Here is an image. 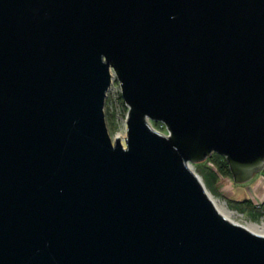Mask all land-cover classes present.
Wrapping results in <instances>:
<instances>
[{"label": "water", "instance_id": "obj_1", "mask_svg": "<svg viewBox=\"0 0 264 264\" xmlns=\"http://www.w3.org/2000/svg\"><path fill=\"white\" fill-rule=\"evenodd\" d=\"M213 154L264 169V0H0V264H264L191 170Z\"/></svg>", "mask_w": 264, "mask_h": 264}, {"label": "rangeland", "instance_id": "obj_2", "mask_svg": "<svg viewBox=\"0 0 264 264\" xmlns=\"http://www.w3.org/2000/svg\"><path fill=\"white\" fill-rule=\"evenodd\" d=\"M111 75H112V82L106 93V97L104 100V107H103L104 118H105L107 132L111 141L114 143L117 137H121V139L119 140L121 144L125 147L124 140L126 138V120H127L128 110L125 107L122 99L120 101L121 98L120 87L115 79V75L113 71H111ZM153 128L161 133L165 132L164 129H160V128L157 129L155 127ZM200 169L213 170V171L214 169L212 163H210L209 161L193 164L191 166V170L199 178H201L204 184L201 173L199 172ZM262 172H264V169ZM204 186L207 189V191L218 201L219 204H224L226 208H228V210L232 212V218L234 219L235 222H238L240 224H248V223L261 224L262 222H264V208L261 210L257 208V205L261 203L256 202L253 199L252 195L250 196V198L247 199H243L242 197L240 199V197L234 196V194L238 192L236 189L241 188L240 186L242 185L235 184L231 178L217 177L213 189L211 190H209L205 184ZM237 203L241 204L243 208L244 207L255 208L256 211H259L261 217L259 218L258 222L251 221L249 217V213L247 211L245 213L238 212L234 208V204Z\"/></svg>", "mask_w": 264, "mask_h": 264}, {"label": "trees", "instance_id": "obj_3", "mask_svg": "<svg viewBox=\"0 0 264 264\" xmlns=\"http://www.w3.org/2000/svg\"><path fill=\"white\" fill-rule=\"evenodd\" d=\"M120 101H121V98H120ZM151 124L153 127L157 129L158 128L164 129L160 123H151ZM205 161H209L210 163H212V166L214 169V171L213 170H203V169L199 170V172L201 173L202 179L204 181V184L209 190L213 189V186L217 180V177L232 179L231 174L229 172L228 165L223 157L213 154ZM234 208L240 213H245L247 211L249 213L250 220L253 222H258L259 218L261 217L260 212L256 211L255 208H249V207L243 208V206L239 203L234 204Z\"/></svg>", "mask_w": 264, "mask_h": 264}, {"label": "crops", "instance_id": "obj_4", "mask_svg": "<svg viewBox=\"0 0 264 264\" xmlns=\"http://www.w3.org/2000/svg\"><path fill=\"white\" fill-rule=\"evenodd\" d=\"M264 172H261L254 176L253 180L250 182L243 184L240 186L241 188H237L234 196H238L247 199L252 195L253 199L256 202L262 203L264 202ZM263 175V176H262ZM262 179V180H261Z\"/></svg>", "mask_w": 264, "mask_h": 264}, {"label": "bare ground", "instance_id": "obj_5", "mask_svg": "<svg viewBox=\"0 0 264 264\" xmlns=\"http://www.w3.org/2000/svg\"><path fill=\"white\" fill-rule=\"evenodd\" d=\"M116 139H121V137H117ZM206 194L210 199L214 209L220 216H222L223 218H225L226 220L232 223L242 226L251 233L264 236V222H262L261 224H257V223L240 224L238 222H235L234 219L232 218V212H230V210H228V208H226L224 204H219L218 201L207 191V189H206Z\"/></svg>", "mask_w": 264, "mask_h": 264}, {"label": "built area", "instance_id": "obj_6", "mask_svg": "<svg viewBox=\"0 0 264 264\" xmlns=\"http://www.w3.org/2000/svg\"><path fill=\"white\" fill-rule=\"evenodd\" d=\"M257 208L260 209V210L263 209L264 208V202H262L261 204H258Z\"/></svg>", "mask_w": 264, "mask_h": 264}]
</instances>
